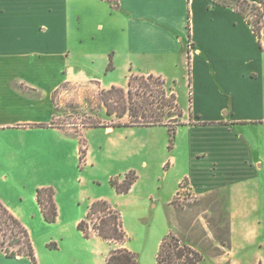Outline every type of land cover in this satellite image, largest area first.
<instances>
[{"label": "crops", "instance_id": "0c3cea01", "mask_svg": "<svg viewBox=\"0 0 264 264\" xmlns=\"http://www.w3.org/2000/svg\"><path fill=\"white\" fill-rule=\"evenodd\" d=\"M132 74L164 79L177 96L185 125L172 150L167 143L171 154L159 163L161 178L150 176L145 190L131 201L154 209L155 201H170L173 212L184 180L196 198L223 193L230 211L229 246L218 256L205 255L199 264H264V29L259 39L242 15L212 0H0V200L23 222L14 201L5 197L17 178L33 172L32 159L44 151L36 142L52 141L64 166L68 143L77 142L70 157L80 163L79 137L58 122L59 100L67 94L96 96L112 87L126 88ZM182 89L187 107L178 97ZM135 129L87 128L84 137L105 134L100 149L109 158H139L149 172L148 147L129 140ZM148 129L169 134L165 126ZM96 166L88 149L81 175H71L70 183L86 191L78 201H56L57 222L71 224V232L92 202L137 194L140 176L128 194H91L93 186L102 185L92 173ZM131 171L137 174L135 167ZM117 176L110 173L105 182ZM155 183L168 196L156 194ZM70 184L67 193L73 191ZM31 196L34 215L43 220L34 189ZM161 222L154 236L156 256L171 232L170 219ZM25 226L35 246L33 232ZM76 230V239L65 242L76 244L58 240V254L48 264H107L110 245ZM0 264L31 263L0 252Z\"/></svg>", "mask_w": 264, "mask_h": 264}, {"label": "rangeland", "instance_id": "374dc122", "mask_svg": "<svg viewBox=\"0 0 264 264\" xmlns=\"http://www.w3.org/2000/svg\"><path fill=\"white\" fill-rule=\"evenodd\" d=\"M99 95L100 93L93 96L87 91L82 94H67L64 99L58 102L60 117L58 122L60 121L62 124L67 125L68 129L72 130L79 137L80 141L87 142L86 146L82 144L81 147H87V150L89 149L91 154L92 152L94 153L97 166L92 170V173L102 180V185L99 188H94L93 186L91 194L95 196L102 194L111 196L112 193H115L110 184L105 182L110 173L118 175V178H122L125 177L129 168L135 167L137 176H140L136 196L133 195L130 198H119L110 201L122 214L124 227L129 238V242L127 243L129 250L139 255L140 264H156L154 236L160 233L161 219L164 221L165 216H167L171 221V233L182 244L191 247L203 257L205 255L209 257L220 255L223 249L229 246L230 211L225 195L220 192H214L205 197L196 198L191 195L187 186V188L183 189L181 195L175 197L174 203L172 202L174 205L173 212L170 211V207L168 206L170 201H155L158 205L157 209L150 208L149 204L145 205L143 204L144 202L138 205V202L131 201L132 198H136L139 195L141 189L145 190L150 176L155 175V177L161 178L158 177L160 174L159 163L170 153L167 149L169 134L167 131H152L148 128H137L131 134L129 140H131L133 146H138L142 143L143 146L146 145L148 147L149 161L153 163L149 172L140 166L141 161L139 158L128 161L109 158L106 150L100 149L101 143L106 142L108 139L105 134L95 132L88 138L84 137V130L89 125L97 122L110 125L118 121L115 117L110 118L107 116L106 110L99 100ZM178 97L181 103L187 107V92L183 89L179 90ZM177 121L179 123L182 122V118H177ZM178 122L169 124L175 127ZM36 144L42 148L44 147V151L40 157L36 156L32 159L35 165L33 172L30 175L17 178L14 182L12 193H8L5 198L8 201H14L12 203L13 206L24 215L23 222L28 224L32 230L38 264H48L58 254V240H64V245L69 244L71 242H65L76 239L78 231L76 230L77 228L73 231L72 227L71 232V224L68 223L60 224L57 221L49 223L44 218L43 220L40 218L39 220L36 219L34 215L36 213L35 203H32L35 200L31 196L32 189L37 192L41 188H52L55 193V201H78L86 189L81 191L83 187L79 188L75 184H70L72 182L71 175H81V168H84L87 153L83 155L84 159L80 163L78 161L76 165L72 161L70 154L74 152L79 143L69 142L67 145V159L64 166L63 161L62 165H60L59 159L56 158L57 156L53 150L54 143L52 141H37ZM40 162L45 170L40 166ZM179 171L177 170L175 175H178ZM90 175L88 174V176ZM69 184L74 187L70 189L73 190L72 192L67 193L65 190ZM39 185L45 186L40 187ZM159 186L160 189L157 190ZM154 189L156 194L161 192V195L168 196L169 191L164 189L162 185L155 183ZM93 224L94 222L91 221V225ZM75 244L76 242L69 245ZM105 247L108 249L107 244ZM115 247L117 245H110V249ZM212 262L210 260L207 263ZM30 263L33 264L31 261Z\"/></svg>", "mask_w": 264, "mask_h": 264}, {"label": "trees", "instance_id": "16d2710c", "mask_svg": "<svg viewBox=\"0 0 264 264\" xmlns=\"http://www.w3.org/2000/svg\"><path fill=\"white\" fill-rule=\"evenodd\" d=\"M215 4L234 9L242 15L251 26L255 35L260 39L264 29V0L252 3L247 0H212ZM117 4H115V7ZM189 28V27H188ZM112 65H109L110 70ZM99 100L109 117L118 121L114 124L101 122L89 125L88 128H151L165 126L169 132L168 149L172 150L177 131L185 124L178 122L183 117L175 93H169L166 82L154 75L140 76L132 74L126 88L112 87L101 91ZM168 119V121H167ZM178 122L172 127L169 123ZM84 146L87 142L80 141ZM83 155L87 147H81ZM170 166V162L165 168ZM82 170V168H81ZM138 180L135 171L127 173L122 182L119 178H111L110 185L118 194H128ZM183 182L187 183V180ZM37 201L44 219L54 223L58 218V208L55 193L52 188H41L37 191ZM174 203V201H173ZM91 221L94 222L91 225ZM77 229L86 239L94 236L110 245L107 264H139V255L127 247L129 238L124 227L120 211L106 200L92 202L86 217L80 221ZM0 252L8 258L25 257L33 264H38L35 247L29 230L0 200ZM203 256L182 242L171 232L161 241L156 256V264H199Z\"/></svg>", "mask_w": 264, "mask_h": 264}, {"label": "built area", "instance_id": "2783aa9c", "mask_svg": "<svg viewBox=\"0 0 264 264\" xmlns=\"http://www.w3.org/2000/svg\"><path fill=\"white\" fill-rule=\"evenodd\" d=\"M187 188V183L185 182H182L181 183V186H180V189H179V192L177 194V196L181 195V192L183 191V189Z\"/></svg>", "mask_w": 264, "mask_h": 264}]
</instances>
